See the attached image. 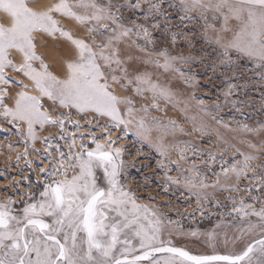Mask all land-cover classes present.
<instances>
[{
    "label": "snow or ice",
    "instance_id": "obj_1",
    "mask_svg": "<svg viewBox=\"0 0 264 264\" xmlns=\"http://www.w3.org/2000/svg\"><path fill=\"white\" fill-rule=\"evenodd\" d=\"M165 4L178 12L182 27H188L185 21H195L201 41L211 47L220 65L231 68L238 60L249 61L264 80V0H51L39 7L37 0H0V118L18 130L25 145V151L17 154L18 161L29 156L30 148L39 152L47 164L39 168L43 178L35 181V191L30 186L26 193L17 192L19 201L11 195L6 199L0 196V264H264V163H255L264 156V138L259 143L245 139L248 135L264 137V124L253 128L243 123L232 129L211 115L194 93L188 100L180 99L172 81H182L192 88L199 85L195 76H189L191 67L182 69L178 65L203 60L182 53L173 55L168 48L157 49L154 30L170 36L172 45L179 38L170 30ZM143 5H147L143 9L144 22L137 23L132 17ZM58 17L74 22L87 36L80 37L63 27ZM40 36L62 39L71 45L70 57L60 45L54 46V52L64 53L60 57L62 76L37 51L38 44L48 47L47 42L39 41ZM188 46L192 47L191 41ZM13 52L19 53L18 62ZM9 69L31 82L21 81V90L14 95L4 87L12 83ZM232 91L229 87L225 92L226 103ZM121 92L150 98L151 103L137 108L133 96ZM45 100L51 101V106H46ZM191 100H196L199 110L211 120L235 132L240 145L220 136L226 145L221 151L231 156V162L222 155L207 154L206 166L220 160V171L213 173L216 181L212 185L206 182V176L197 179L200 170L195 166L189 169L192 176L185 178L184 185L197 203L213 194L207 191L210 187L244 191L238 184L249 172L253 173L251 180L260 181L252 202L229 197L233 206L229 215L240 223H224L221 217L207 232H184L179 222L150 203L140 202L142 198L124 182L127 149L118 143L134 132L138 143L147 142L166 156L172 145H166L164 137L175 133L176 121L170 120L165 126L158 118L149 120L150 108L163 111L160 102L164 101L175 107L183 105L180 110L187 113ZM57 106L69 111L53 115ZM72 110L86 117V136H77L84 129L80 120L72 119ZM216 111H220L219 105ZM89 115L91 118H87ZM191 119L195 123L197 118ZM67 124L76 131L69 132ZM49 126L59 130L58 137L40 135ZM206 128L202 123L194 130L203 132ZM117 130L123 135L114 137ZM154 130L160 133L157 140L152 138ZM57 139L65 142L66 151L55 143ZM38 141L45 145L43 152L35 147ZM243 145L248 150H242ZM7 147L13 150L11 143ZM179 153L180 160H184L186 149L180 148ZM26 163L31 167L33 161ZM169 163H176L184 171L179 161L169 159ZM168 183L180 184V180L168 177ZM254 187L246 189L249 196ZM194 211L204 214L203 208ZM222 227L235 229L231 241L225 233L223 242H231L233 248L240 244L239 250L216 252V230ZM174 231L205 238L212 254L194 255L174 246Z\"/></svg>",
    "mask_w": 264,
    "mask_h": 264
},
{
    "label": "rangeland",
    "instance_id": "obj_2",
    "mask_svg": "<svg viewBox=\"0 0 264 264\" xmlns=\"http://www.w3.org/2000/svg\"><path fill=\"white\" fill-rule=\"evenodd\" d=\"M40 2V0H37ZM49 0L48 3H50ZM47 3V4H48ZM44 4H37L36 6H42ZM46 5V4H45ZM144 8H147V5H143L141 10H137L135 16L132 17L136 20L137 23L144 22ZM165 11L169 14L170 20V30L176 32L179 35L177 43L172 45L170 43L171 37L166 35L164 32L159 30L153 31V36L156 37L157 49L168 48L173 55L184 54L186 56H191L194 59L203 60V63L197 64H180L178 65L182 69H187L189 67L192 68V72L189 73V76H195L196 81L198 83V87L192 88L188 85H185L182 81H172V87L174 90H177L180 93L181 100H188L191 95L194 93L197 99H202L204 101V107L211 112V115L216 116L218 119H222L225 123H227L232 129H238L240 124L246 123L249 126L255 128L260 124H264V80L260 78V73L258 69H255L253 64L249 61L238 60L235 65L231 68L224 67L219 64V62L215 59V53L211 51V47L204 44L201 41L200 37V28L195 23V21L189 23L188 27L184 28L180 25L179 14L174 8H168L167 5H164ZM125 15L132 16L131 13L125 12ZM59 19H64L60 18ZM3 22L7 23V20H3ZM152 21L148 22V26L151 29ZM63 27L72 29L75 34L80 37H86L87 33L83 31L82 28L78 27L74 22H71L67 19H64ZM195 32V35L192 33ZM183 34H187V38L184 37ZM39 41L42 42L44 39L47 42L48 47H54L56 45H60L67 54L68 57L72 55V47L66 41L62 39H52L48 36H40ZM191 41L192 47L188 46V42ZM43 47H40L38 44L37 51L43 53ZM52 51V50H51ZM44 54V53H43ZM15 61H19L20 55L19 53L14 52L11 53ZM55 57L56 64L53 65L52 70L55 71L58 75L64 74V69L61 67V59L60 57L64 56V53H53ZM46 57V62L51 64L48 61V57ZM52 65V64H51ZM57 65V66H56ZM15 73L12 70L7 71V75L11 78L12 83L10 85L4 86L9 88L10 95H14L16 92L21 90L20 82L21 80L15 77ZM21 75V74H19ZM21 77H23L21 75ZM25 80L27 78L23 77ZM23 82V81H22ZM23 83H26L23 82ZM30 81L26 84L30 85ZM231 87L233 89L232 94L227 97L228 103L225 102V92ZM35 94V93H33ZM129 96H133L136 100V107L139 108L141 104L147 103L150 104L149 99H143L139 97H135L132 92L124 93ZM121 94V95H124ZM148 95V94H146ZM10 105L12 103L11 100L7 101ZM46 106H51V101H44ZM220 106V111H216V106ZM160 107L164 109L163 111H157L154 108H150L151 115L148 117L149 120L153 118H158L163 125L167 126L170 120L176 121L177 130L175 133L169 132L168 135L165 136L164 142L166 145H172L166 155H173L176 161H179L180 164H183L184 161L188 162L185 164L188 165V172L191 167L195 166L200 170V176L197 179H203L206 176V182L209 185H212L216 181V176L213 174L214 172L220 171V160L218 159L211 166H206V162H208V153H215L218 157L223 156L225 160L231 162V156L225 152H222L221 149L225 148L226 145L222 143L220 140V136H223L224 139L231 141L232 143L238 144V140L235 138L236 133L230 132L227 128L223 127L221 124H217L215 121L211 120L209 116L205 115V113L201 112L197 107L196 100H191L189 104V108L187 113L180 110V107H175L167 102L161 101ZM51 110V107H49ZM67 109H61L58 106L56 107V111L53 112V115L58 114L59 112H67ZM73 120H80L81 125L84 129L83 133H77V136L87 135L88 133V125L84 123L85 116L77 115L75 110H72ZM195 116L196 122L194 123L191 117ZM87 118H91L89 115ZM207 125V128L201 132L194 129L200 128L201 124ZM6 124V126H11L14 130L11 129H1L0 128V196L5 199L11 195L13 199L19 201L20 196L16 193H26L29 190V187L32 186V190L35 191V181L39 177L42 179L43 177L40 174L39 168L41 165L47 167L45 158L40 155L39 152H32L29 148V156L27 158L17 160V154L23 153L25 151V145L21 142V137L17 135V129L10 123L6 122L3 118H0V125ZM96 128V125H93V129ZM182 128L183 131H179ZM67 129L69 132H75V128L71 124H67ZM21 131H25L26 129H20ZM218 130V132H217ZM43 132V131H42ZM219 133V135H218ZM43 134L40 132V135ZM58 137L59 130L55 127L49 126L47 131L43 136L47 137L49 135ZM96 135L99 136L100 133L96 132ZM123 133L117 130L114 132L115 136H122ZM160 133L155 130L152 132V138L158 139ZM264 137H257L248 135L245 137L247 140H251L254 143H259L260 139ZM24 139H27L25 136ZM126 141V143H124ZM131 141V142H130ZM79 142V141H78ZM85 143H89L87 139L84 141ZM11 143L13 145V150H9L7 145ZM55 143L63 146L64 150H67V146L64 141H60L57 139ZM119 146L130 147V145L142 146V143H146L143 145V148H147V142H137V137L134 132H130L125 139H121L119 142ZM136 143V144H135ZM193 146L196 151L193 152ZM238 146H240L238 144ZM35 147L40 149L41 152L44 151L45 145L40 143L39 141L36 143ZM125 147V148H126ZM242 150H248L246 145L241 146ZM154 148V147H153ZM174 148V149H173ZM186 149V158L184 160H180L179 149ZM133 151H135L136 156H134ZM131 157L132 159H137L138 154L140 152V148L138 150L134 149ZM232 155H236V153H232ZM160 157L161 154L159 153ZM30 158V159H29ZM40 158L44 160L40 162ZM124 158H130L125 155ZM25 159L33 161V166L29 167L25 161ZM242 159V158H241ZM183 161V162H182ZM127 162V160H126ZM133 161L127 162L128 167L127 170L132 172L136 171L134 168H131ZM255 163H264V156H261V159ZM26 165L28 168H26ZM177 165V164H176ZM17 167L16 172L12 171L11 168ZM29 168L32 170L29 172ZM172 169V168H171ZM177 170L174 172L173 178L176 179H185L186 177H191L192 173L189 175L179 176V169L176 166L174 168ZM26 170V171H25ZM259 171V169H257ZM169 173H173L169 172ZM38 175V176H37ZM253 173L249 172L247 177L242 178L239 181L238 187L240 189H244V191H222L219 188L213 190L211 187L207 189L208 192L213 193L208 195L206 198H201V203H197V198L188 191V189L184 185V181L179 185L181 190L179 191L176 187L177 196L181 198H186V201H182L179 198L175 199V197H170L168 195H163L164 192L159 191L153 192L155 200L158 205H167L171 209H177L180 211V214L176 213L173 216H167L174 222H179L183 225L182 231L188 232L190 230L199 229L201 232H207L212 230L217 223L220 222V218L224 217V223L230 224H238L239 220H233L232 215H229L232 210V204L229 200V197H236L237 201L239 198H243L247 202H252L253 197L258 195L259 192V180H251ZM137 175H129L124 178V182L127 187L132 188L137 193L140 189L139 180L136 179ZM19 185V188L16 185ZM158 187L154 188L155 191L160 189L162 185L157 184ZM255 185L253 188L251 196L247 194L246 189L250 186ZM170 186V184H168ZM166 188V187H165ZM170 190H173V187H168ZM139 194V193H138ZM166 198V200L156 199ZM171 198V199H170ZM175 199V200H173ZM218 201V203H217ZM152 205V204H151ZM20 205L17 204V207ZM155 208H158L160 212L166 210V208H161L155 205H152ZM259 203H256V207H259ZM203 208V215L198 211H194L195 209ZM166 214V213H165ZM234 215V214H233ZM179 231V230H178ZM218 232V236L216 239V252L218 251H234L239 250L241 247L240 244H237L235 248L231 242L228 245L224 244V234H228L229 241H231L232 235L235 232L234 228H220L216 230ZM165 238H168L167 233H165ZM171 239L173 242L184 245L187 248L191 249L197 254L203 253H212V248L206 243L205 238H197V237H189L178 235L176 231L173 232Z\"/></svg>",
    "mask_w": 264,
    "mask_h": 264
},
{
    "label": "flooded vegetation",
    "instance_id": "obj_3",
    "mask_svg": "<svg viewBox=\"0 0 264 264\" xmlns=\"http://www.w3.org/2000/svg\"><path fill=\"white\" fill-rule=\"evenodd\" d=\"M0 128L3 129L1 125H0ZM9 128L11 130H14L11 126H9ZM144 144H146V143H144ZM142 146H136L135 145L134 149L138 150L140 148V151H143V152H140L138 154L137 159H134V160L132 159V157H131L132 152L125 153V155L129 156L130 158H124V159L127 160V162L133 161L135 163V165H132L131 168H134V170H136V171L132 172L130 170H127L126 171L127 174L124 178L128 177L131 174H133L134 176L137 175V177H136V179H134V181L136 180L138 182V180H139L140 189H138L139 190L138 195L142 198L140 202L150 203L152 205H155V206H158L161 208H166V210H163V212H165L167 216H173L176 213L180 214V211H178L177 209H171V208H169V206L167 207V205H165V204L160 206L157 204V201L155 199L154 200L148 199L149 197H154L153 192H157L159 194V191H161V192H164L163 195L170 196L172 194V196H170V197H172V198L175 197V199L179 198L182 201H186V198H181V197L177 196V191L175 190V187L180 191L181 188L179 187V185L170 184V186L173 187V190H170V188H168V187H170V186H168V184H169L168 183V177L173 178V176L175 175L174 172L177 171L174 169L177 166L176 163H169V159L172 161H176L174 159V156L173 155H166L164 157H160L159 152L155 148L150 147V146H147V148H143ZM133 153H134V156L137 155V154H135V151H133ZM26 160H28V159H25V161ZM185 162L186 161H184L183 164L179 163V165L182 166V168L184 169L183 172H181L180 170L178 171L179 176L190 174V172H188L189 167H188V165L185 164ZM162 163L165 165L164 168L159 167V165ZM186 163H188V162H186ZM24 166H26V165H24ZM31 166L34 167L33 164ZM11 170L16 171L17 167L11 168ZM34 170H35V167H34ZM172 170H173V173H169V172H172ZM31 171L32 170L29 168V172H31ZM173 179H176V178H173ZM179 180H180V183H182L185 179L179 178ZM157 184L162 185L160 187L161 190L158 189L157 191H155L154 188L158 187ZM165 189H166V191H165ZM156 199H161L163 201L166 200V198H164V197L163 198L157 197ZM175 199H173V200H175ZM173 244L176 247H184L186 250L192 252L194 255H200V254L195 253L194 251H192L191 249L187 248L184 245H179L175 242H173ZM230 251H232V250H230ZM230 251H218V253L226 254ZM203 254H212V253H203Z\"/></svg>",
    "mask_w": 264,
    "mask_h": 264
},
{
    "label": "bare ground",
    "instance_id": "obj_4",
    "mask_svg": "<svg viewBox=\"0 0 264 264\" xmlns=\"http://www.w3.org/2000/svg\"><path fill=\"white\" fill-rule=\"evenodd\" d=\"M49 2V0H40V2H38L37 1V4H47ZM61 21H62V24H63V21H64V19H61ZM42 42H45V40L43 39L42 40ZM52 50V51H51ZM43 53H44V55H46L47 57H48V61L52 64V65H55L56 64V62H55V57L53 56V53H56V52H54V47H47V48H42V50H41ZM14 53V52H13ZM12 53V54H13ZM57 66V65H56ZM15 75V77H17V78H19L21 81H23V82H25L26 81V83L28 82V80H25L23 77H21V75H19V74H14ZM115 87V86H114ZM120 94H124L123 92H121ZM1 126H2V128H4V129H6V130H8V129H10L8 126H6V124H1ZM47 129H48V127H47ZM47 129L45 130V131H43V132H41V133H43V134H41V136H43L44 134H45V132L47 131ZM165 138V137H164ZM153 140H157V138L156 139H153ZM165 140V139H164ZM131 142V141H130ZM65 143V142H64ZM124 143H126V141H124ZM165 143V142H164ZM136 144V143H135ZM166 144V143H165ZM142 145H145L144 143H142ZM120 147H126V146H120ZM135 148V145L133 144V145H130V147H126V149H127V151H132L133 149ZM174 149V148H173ZM125 153H127V152H125ZM30 159V158H29ZM44 159L43 158H40V162H42ZM26 168H28V167H26ZM26 171V170H25ZM16 172V171H15Z\"/></svg>",
    "mask_w": 264,
    "mask_h": 264
}]
</instances>
